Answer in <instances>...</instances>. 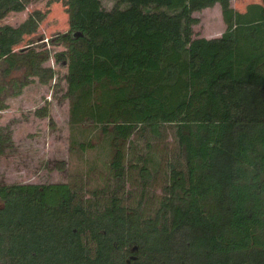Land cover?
<instances>
[{
    "label": "trees",
    "instance_id": "trees-1",
    "mask_svg": "<svg viewBox=\"0 0 264 264\" xmlns=\"http://www.w3.org/2000/svg\"><path fill=\"white\" fill-rule=\"evenodd\" d=\"M36 4L0 25V116L7 98L56 76L52 59L65 67L68 128L111 132L113 156L86 198L68 180L0 184L1 262L78 264L82 237L105 236L142 247L144 264H264V0H116L109 11L99 0H0V21ZM214 4L224 32L193 38L190 12ZM23 64V81H5ZM46 103L30 115L52 130ZM19 118L0 124V156L15 148L12 126H27ZM166 130L174 146L159 154ZM97 254L123 264L116 248Z\"/></svg>",
    "mask_w": 264,
    "mask_h": 264
},
{
    "label": "rangeland",
    "instance_id": "rangeland-1",
    "mask_svg": "<svg viewBox=\"0 0 264 264\" xmlns=\"http://www.w3.org/2000/svg\"><path fill=\"white\" fill-rule=\"evenodd\" d=\"M99 2L104 11H109L116 0H99ZM40 5L28 6L24 15H8L0 21V25L15 26L28 12ZM190 17L196 21L191 26L193 38L209 40L219 37L224 32L225 27L221 20L218 4L191 11ZM40 42L42 41L35 42V45ZM44 66L51 67L56 72V76L47 85L43 86L35 82L24 87L20 96L5 100L8 107L5 112L7 115L0 116V124H6L10 119L19 116L20 118L17 120L22 119L27 126L23 131L19 130L16 125L12 126V131H14L12 134L18 133L19 137L14 136V150L5 156H0V184L39 185L63 183L68 180V182L76 184L77 187L81 186V192L86 198L90 192L102 189L105 169L113 156L112 133H103L100 126L89 122L72 126L69 129L66 120L67 101H59V97L65 90L63 82L59 80L65 73V67L55 64L52 59L45 62ZM26 73L27 66L23 64V66L12 70L5 81L21 82ZM55 84L59 86L54 87ZM7 89L9 90V87ZM43 103H46L48 113L55 124L52 130L47 127L46 119L38 120L30 115ZM172 139L171 131L166 130L163 140L153 142L152 145L156 148L154 147L152 150L156 149L159 154H162L164 145H167L168 149L174 146ZM139 145H142V142ZM132 148V144L131 148L127 146L129 153L127 159L131 158ZM60 160L64 161V170L56 173L52 167ZM151 161L150 170L154 171L158 158L155 157Z\"/></svg>",
    "mask_w": 264,
    "mask_h": 264
},
{
    "label": "flooded vegetation",
    "instance_id": "flooded-vegetation-1",
    "mask_svg": "<svg viewBox=\"0 0 264 264\" xmlns=\"http://www.w3.org/2000/svg\"><path fill=\"white\" fill-rule=\"evenodd\" d=\"M114 248H116L117 256L122 259L123 264H144L145 262V255L144 251L142 250V247H138L137 245L115 246L114 242L105 236H83L81 242V252H79L77 256L78 264L100 263L102 259H98V252L104 254V252L106 251L107 254L109 253V258H112V249ZM84 256H87V259H85ZM106 261H108V258ZM154 261H158L161 264L159 256H156L154 258ZM189 263L190 261L187 264ZM0 264L5 263L1 262L0 260ZM147 264H150V262L148 261Z\"/></svg>",
    "mask_w": 264,
    "mask_h": 264
},
{
    "label": "water",
    "instance_id": "water-1",
    "mask_svg": "<svg viewBox=\"0 0 264 264\" xmlns=\"http://www.w3.org/2000/svg\"><path fill=\"white\" fill-rule=\"evenodd\" d=\"M39 41H40V39H37V40H36V42H39Z\"/></svg>",
    "mask_w": 264,
    "mask_h": 264
}]
</instances>
